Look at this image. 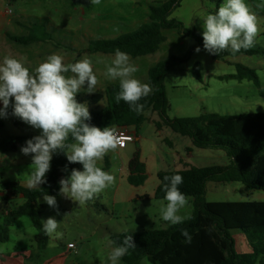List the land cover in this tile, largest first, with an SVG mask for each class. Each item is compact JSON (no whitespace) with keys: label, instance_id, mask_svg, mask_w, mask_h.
Segmentation results:
<instances>
[{"label":"trees","instance_id":"obj_1","mask_svg":"<svg viewBox=\"0 0 264 264\" xmlns=\"http://www.w3.org/2000/svg\"><path fill=\"white\" fill-rule=\"evenodd\" d=\"M183 0H168L160 5L150 7L149 22L139 29L122 34L114 39L92 40L89 52L115 54L119 49L133 58L155 53L166 40V31H176L182 38L190 37L197 43L184 55H171L159 61L149 70V83L152 92L139 103L144 105L142 112L130 110L129 104L121 100L116 102L115 96L120 91L119 83L109 85L103 93L84 95L79 98L81 103L97 105L102 99L106 104L99 110L90 112L91 119L86 121L101 129L114 126L139 127L144 121V112L153 109L159 113L161 123L157 127L167 126L172 131L188 136L197 148H219L230 158L228 165H213L206 167H190L183 170L161 171L158 173L159 184L155 190V199L164 200L163 177L179 174L183 183L179 189L186 197L193 198L194 212L189 219L177 225H169L162 229H149L142 232H123L112 234L110 239L115 246L123 243L126 236L131 235L136 248L129 249L122 257L124 264H141L149 257L152 264H264V201H214L205 199L207 182L232 183L239 182L247 189L264 191V113L221 115L203 113L195 117H174L167 114L169 100L166 94L164 79L174 66L186 62L196 49L206 51L214 60H225L240 54L261 55L263 48L241 49L233 52L231 49L218 54H211L204 48L203 36L195 29L171 18L172 13L180 7ZM49 39L45 34L44 39ZM19 44H29L37 38L11 37ZM236 74L229 78L248 79L260 87L261 82L254 69L240 63L235 64ZM200 62L194 64L191 73L195 79L202 82ZM223 78V77H222ZM262 97L264 92L260 91ZM3 123L0 121V128ZM32 135L12 138L11 147L7 141L0 142V150H13L17 144L32 139ZM6 142V143H5ZM71 135L66 144L74 143ZM5 150V151H6ZM68 168L83 171L80 163H70L63 152L52 155L51 169L46 177V183L39 189L30 190L16 182L0 177V185L11 189L12 193L21 194L25 202L9 211L4 225L0 226V240L8 239V225L21 216H29L37 230L36 241L39 250H43L49 238L43 233L42 220L38 207V199L43 194L55 196L60 194L59 181L63 178L61 169ZM128 181L131 185H142L146 180L145 165L139 152H135L129 161ZM186 230L191 238L182 234ZM233 230L241 231L247 238L251 252L238 253L235 249Z\"/></svg>","mask_w":264,"mask_h":264},{"label":"rangeland","instance_id":"obj_2","mask_svg":"<svg viewBox=\"0 0 264 264\" xmlns=\"http://www.w3.org/2000/svg\"><path fill=\"white\" fill-rule=\"evenodd\" d=\"M223 2L224 0H183L180 7L174 10L171 18L182 22L187 28L195 29L202 35L204 31L202 17L214 14ZM245 3L256 15L259 27L256 43L252 48L264 49V0H245ZM140 27L133 29L122 28L118 29L117 32L129 33ZM85 33L90 35V32L86 28H80L77 31V61L87 57L95 63L99 62L96 55L92 56L90 53L84 52L88 46L84 43V38L88 37ZM165 33L168 35V40L162 46V49L149 58L148 62L140 60L139 75L145 74L147 68L152 66L155 61H162L171 55L182 56L189 49L197 45L194 39L190 37L181 38L174 30ZM114 34L110 36L112 37ZM114 38H117V36ZM64 49L65 46L63 45L62 50ZM107 59V66L111 65L112 59ZM197 62L203 64V70L201 71L202 83L196 80L191 73V69ZM236 63L254 69L259 77L261 86H256L253 81L248 79L239 80L227 77L236 74ZM165 89L170 105L167 114L170 118L195 117L203 113H217L221 115L264 113V97L260 94V91L264 92V57L261 55L250 56L240 54L218 61L212 59L206 51L199 50V52L192 54L186 62L178 64L169 70L165 78ZM84 95L90 94L86 91L77 93L76 99L79 103V98ZM13 104L14 98H11L9 108L7 109V112L10 110V114L6 117L0 116V121L5 126L0 128V142H11L7 147H11V144H13L12 138L17 137H10L14 129H18L20 132L25 130L21 126H14L13 121H17L22 126L23 124L26 125L28 130H34L36 136L41 135L42 131L33 128L20 118L14 116L12 114ZM1 106L0 108H2ZM88 107H90L89 112L95 109V106L89 105ZM101 108L98 107L95 110ZM143 131L146 137L150 136L148 126H144ZM25 144L26 142L23 141L17 144L13 150H0V160L4 157H12L19 160V164L16 166L8 165L7 163L3 165V162L0 161V177L4 176L6 180L16 181L17 179H26L29 176L31 165L27 163V159L30 155L25 156L20 151L21 147L25 146ZM135 146V144H128L127 151L131 154V152H134L138 148V146L136 148ZM194 150L196 151V158L193 160V164L213 166L229 162V157L219 148H198ZM133 155H130L131 158ZM106 159L108 161L107 166L104 164V158L102 161H98V166L102 170L114 175L115 182L93 200L79 205L77 201L73 200L70 203V199L61 194L60 196H54L58 208L48 206L43 198L39 200L42 221H46L49 217L55 218L58 222H61L58 230L63 232L62 239L55 242H50L49 240L47 254H54V247L56 248V246L60 247L64 245L63 249H65L67 244L73 243L72 253L67 258L66 264H111L109 254L116 247L110 239L112 234L162 229L170 225L169 222L161 218L160 214L161 206L166 205L167 201L152 199L145 205H139V202L133 203L130 201V198L135 195L151 194L156 188L157 180L155 178L149 179L142 188L133 186L127 179H121V173L116 163V154H111ZM110 165H112L111 168ZM63 170L65 171L64 178H69L71 171L66 168H63ZM215 188L220 192L217 196L213 193ZM3 189L0 185V192ZM237 189L249 191V194L257 192L255 190H248L243 184L238 182L220 184V182L210 181L206 184L205 199L210 202L256 200L253 199L255 198L254 196L241 197L231 192ZM10 197H13V195ZM188 198L187 206L181 209L179 214L191 217L194 212V206L192 198ZM23 202V198H14L11 202L0 199V217L4 207L9 206L13 209ZM57 211L59 214H57ZM36 232L31 218L29 216L21 217L15 226L9 229V247L17 245L28 246L30 242H33ZM239 233H241L239 230L232 231L236 242H238ZM51 243H54L55 246H51ZM236 249H238L237 243ZM149 261V257H145L141 261V264H149ZM119 264H124L122 259H120ZM256 264L260 263L257 262Z\"/></svg>","mask_w":264,"mask_h":264},{"label":"clouds","instance_id":"obj_3","mask_svg":"<svg viewBox=\"0 0 264 264\" xmlns=\"http://www.w3.org/2000/svg\"><path fill=\"white\" fill-rule=\"evenodd\" d=\"M91 2L99 4L101 0ZM202 19L204 48L211 54L228 49L239 52L256 43L259 33L257 17L245 0H224L214 14ZM199 50L196 49L197 52ZM63 60L61 55L51 54L34 72H30L21 61L4 57L0 64V101L3 103L0 116L8 115L10 99L14 98L12 114L33 128L42 130L41 135L27 140L20 149L23 155H32L28 188L39 189L40 184L47 182L45 174L50 170L53 153L63 152L70 163L82 164L83 171L73 169L69 178H62L59 181L60 194L83 205L115 182L114 175L102 170L98 161H102L109 151L122 146V141L113 129H101L86 123L91 119L88 105L76 99L81 91L89 94L97 91L98 78L93 71V62L87 57L69 64ZM69 72L73 75H66ZM137 72L138 68L130 61L129 55L117 49L104 75L110 80L119 81L120 91L115 96L116 102L123 100L129 104L130 110L139 114L144 107L139 101L147 97L152 88L135 77ZM70 135L75 143L66 144ZM182 183L183 177L179 174L163 177L164 200L167 203L161 206L160 214L171 225L190 218L179 214L189 200L178 187ZM43 200L48 206L58 208L54 196L43 194ZM41 222L43 233L50 242L63 238V232L58 230L61 222L53 217ZM182 234L190 243L188 232L182 230ZM51 246L55 244L51 243ZM134 248L136 245L132 236H126L123 243L114 247L109 254L111 264H119L129 249Z\"/></svg>","mask_w":264,"mask_h":264},{"label":"crops","instance_id":"obj_4","mask_svg":"<svg viewBox=\"0 0 264 264\" xmlns=\"http://www.w3.org/2000/svg\"><path fill=\"white\" fill-rule=\"evenodd\" d=\"M166 1L168 0H101L99 4H92L91 0H0V64L3 63L4 57L8 56L21 61L30 72H34L35 68L40 63L44 62L46 57L51 54L61 55L64 58L63 62L65 64L75 63L78 59V53L76 50V45L78 43L77 31L80 28H86L87 31L90 32V35L85 33L88 37L84 38V43L88 46L84 52L90 53L92 56L96 55L98 58L97 60L99 61L96 63L92 61L94 74L98 78V84L96 86L97 91L93 94L103 93L107 86L119 83L118 80H110L104 75L107 66V58H111L113 60L115 54L89 52L88 47L90 42L92 40L99 39H113V37H118L125 33L117 32L118 29H133L148 23L150 7L160 5ZM113 33L115 34L111 37L110 35ZM45 34L48 35L49 39H44ZM29 35H33L37 39L29 44H19L11 39V37H27ZM165 35L166 40L161 44L160 48L155 53L137 58L129 56L130 61L138 68V71L141 66V63H139L141 62L140 60L148 62V59L160 51L162 46L166 44L168 35L167 33H165ZM63 45L65 46L64 50H62ZM159 61H155L152 66ZM152 66L147 68L145 74L139 75L138 72L135 73V77L142 83L150 85L149 70ZM68 74H70L69 76L73 75L71 72L66 75ZM84 88H87V83ZM105 104L106 100L102 99L97 105L90 106H95L94 108L96 109L98 107L103 108ZM1 105H3L2 101H0V106ZM87 105L89 106V104ZM89 108L90 107H88V109ZM7 113L10 114V110H8ZM144 117L145 121L139 127L114 126L110 128L113 130L116 128H123L132 132L135 135V140L128 144H135L138 146V148L135 146L136 150L131 152V154L127 151V144L124 148H117L115 151H109L107 155L104 156V164L107 166V156L110 157L111 154H116V163L121 173V179L125 178L128 180V176L130 174V155L137 151L139 152L141 161L145 165L146 180L142 185L136 187L142 188L149 179L155 178L157 180V188L159 184L157 175L161 171L167 172L173 170H183L190 167H206L203 165L193 164V160L196 158V151L194 149L198 148L194 146L193 140L190 137L182 136L172 131L167 126L157 127V124L161 123V118L159 113L153 109L146 110L144 112ZM13 123L14 126H21L25 130L20 132V130L14 129L12 132L13 136L11 135L10 137H18L20 135L36 136L34 130H28L26 125L23 124L22 126L20 123H17V121H13ZM144 126H148L149 128L150 136L148 137L144 134ZM27 160V163L31 165V154ZM0 161L3 162V165H6L5 163L12 166L19 164V160L12 157H4ZM229 163L230 158L227 164L221 165H228ZM111 166L112 165H110V168ZM64 172L65 171L62 168L61 173L63 178L65 177ZM48 173L45 174V179ZM3 178L5 177L3 176ZM28 178L29 176L26 179H17L16 181L9 179V181L16 182L19 185L28 188ZM221 183L222 182H220V184ZM42 185L43 184H40L38 188ZM156 188L151 194L144 193L141 195H135L130 198V201L133 203L139 202V205H145L148 201L155 199L154 194ZM231 192H234L236 195H240L241 197L254 196L255 198L253 199L256 200L253 201H264V191H257L256 193L249 194V191L237 189ZM213 193L217 196L220 192H218V189L215 188ZM12 195L13 197H10ZM60 195L61 194L55 196ZM14 198H23L25 202V198L21 194H13L10 188L3 189L0 192V199L5 200L6 202H11ZM42 198L43 197L38 199V207H40L39 200ZM70 203H72L71 199ZM14 209L15 208L11 209L9 206L3 208L0 217V226L4 225L5 217L9 211ZM20 218L8 225V239L6 241L0 240V264H66L67 258L72 253L73 243L67 244L65 249H63L64 245L60 247L56 246V248L54 247V254L48 255L47 250H49V240L47 246L43 250H39L36 241L37 232L34 236L33 242H30L28 246L17 245L9 247V229L15 226L16 222ZM236 243L238 244V249H236ZM235 249L238 253L251 252V246L242 232L239 233L238 242L235 240Z\"/></svg>","mask_w":264,"mask_h":264},{"label":"built area","instance_id":"obj_5","mask_svg":"<svg viewBox=\"0 0 264 264\" xmlns=\"http://www.w3.org/2000/svg\"><path fill=\"white\" fill-rule=\"evenodd\" d=\"M114 133L122 141V146H118V148H124L128 143L135 140V135L123 128L114 129Z\"/></svg>","mask_w":264,"mask_h":264}]
</instances>
